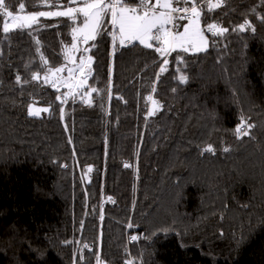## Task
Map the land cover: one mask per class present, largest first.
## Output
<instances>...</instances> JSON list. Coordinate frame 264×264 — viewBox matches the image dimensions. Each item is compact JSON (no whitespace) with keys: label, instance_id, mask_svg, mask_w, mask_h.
I'll return each mask as SVG.
<instances>
[{"label":"trees","instance_id":"16d2710c","mask_svg":"<svg viewBox=\"0 0 264 264\" xmlns=\"http://www.w3.org/2000/svg\"><path fill=\"white\" fill-rule=\"evenodd\" d=\"M21 2L26 11L48 10L36 8L38 0ZM258 3L229 0L213 15L224 26L235 25ZM258 11L264 13V7ZM249 18L257 35L245 34L247 65L242 42L233 34L226 53L221 44L219 50L189 56L190 80L180 85L172 79L173 53L153 94L165 107L147 124L143 97L150 94L159 68L153 59H160L154 51L137 43L117 44L113 53L110 37L99 38L86 55L95 60L89 83L103 89L104 98L93 93L94 104L88 107L79 96L61 105L55 89L37 82L23 90L15 84L18 73L30 79L24 69L29 60L34 61L32 70L40 68L27 32H14L10 45L0 44V264H72L77 245L64 246L66 240L92 245L93 252L84 250L88 264H95L96 251L107 264H123L129 258L125 245L133 257L143 251L144 264H264V25L254 15ZM41 20L59 25L33 32L50 66L59 67L65 62L63 49L71 43L69 22L64 17ZM2 24L0 18V35ZM219 56L223 60L217 64ZM110 64L114 88L109 102ZM66 91L60 88V93ZM33 99L44 107L54 101L52 114L28 117ZM241 108L256 124L254 140L238 141L231 134ZM206 144L214 146L215 155H200ZM224 147L231 150L225 153ZM125 162L132 167L125 168ZM89 165L90 182L82 183V170ZM129 217L138 227L126 228ZM162 228L174 231L151 242L128 241L129 235Z\"/></svg>","mask_w":264,"mask_h":264},{"label":"snow or ice","instance_id":"6c2138e0","mask_svg":"<svg viewBox=\"0 0 264 264\" xmlns=\"http://www.w3.org/2000/svg\"><path fill=\"white\" fill-rule=\"evenodd\" d=\"M228 3L229 0H66V3L62 0H38L34 6L36 8L45 7L48 10L26 11V3L21 2V0H16L15 3H10L9 0H0V18L3 20L0 44L8 41L10 45L11 35L14 32L18 31L21 35L27 32V35L31 36L35 42V52L39 56L40 68L39 70H32L34 61L29 60L24 64V69L25 72L31 73L30 79H26L18 73L15 76V84L23 90L26 85L37 82L41 86L55 89L59 93L55 96V101H59L61 105L66 104L69 98L75 102L79 96L80 102L88 107H92L94 104L93 93L100 97L101 101L104 98V90L89 83V78L93 77L95 60L92 55H86L98 46L99 38L110 37L113 53L117 44L120 47H129L137 43L144 49L154 51L160 59H153V64H158L159 68L155 72V80L151 83L150 94L143 97L146 102L145 123L147 124L150 117L156 116L165 107L160 100L154 98L153 94L157 92V84L160 82L161 76L169 70L168 65L171 62L169 57H172L173 53H175L176 67L172 79L180 85L187 84L190 80L186 71L189 67V56L207 54L210 49L219 50L221 44H223V50L226 53L228 45L231 43L228 41V37L233 34L242 42L244 51L241 52V56L247 65L246 50L248 44L245 34H250L252 37L257 35V27L249 17L254 15L259 23L264 25V13L258 11V8L264 7V0H259L257 5L252 6L247 13L242 14L244 18L241 23L224 26L222 19L215 18L213 14L226 7ZM231 11L234 12L235 9H231ZM222 15L227 16L228 13L224 12ZM59 17L67 18L69 22L67 26L70 28L71 43L65 45L63 49L66 63L59 67H53L50 66L49 60L41 51V41L33 35V32L38 33L47 27H58V24L51 26L44 24L41 18ZM182 21L186 22L180 23ZM81 44L84 45L83 48L79 46ZM75 53H80V55L76 56ZM2 55L3 53L0 51V56ZM222 60V56L217 57V64L221 63ZM147 66L145 65V67ZM224 71L227 72V69ZM64 72H67L66 76L61 75ZM41 73H43L42 77ZM112 74L113 67L110 64L107 81V99L109 102L113 98ZM61 87L66 88L67 91L60 93ZM171 91L176 93L178 89L174 87ZM232 95L234 97L237 95L235 89H232ZM116 98L123 99L119 96ZM37 103L39 101L35 99L28 103V117H40L42 113L52 114L54 101L49 102L48 106L43 108L35 107L34 105ZM236 103L239 101L237 100ZM100 106L103 108V103ZM59 118L61 121L65 119V109L62 106L59 108ZM212 118H216L215 114H212ZM255 127L256 124L251 122V117L246 116L241 108L238 123L231 130V134L238 141L243 137L254 140L255 137L251 134V130ZM67 130L65 124V131ZM68 143H72L70 136ZM230 150L229 147L223 148L225 153ZM205 153L215 155L216 150L212 144H206L200 148V155ZM137 156H139V152H137ZM52 163L57 162L53 160ZM60 167L67 168L68 165L61 164ZM124 167L129 168L132 165L125 162ZM92 172L93 167L91 165L83 169L81 182L83 183L85 179L90 182L89 174ZM85 196V206L87 207V193ZM108 200L115 203L110 196ZM100 207V220L103 221V204ZM133 207H135V202H133ZM243 207H247V205ZM83 227L84 221L81 220V230ZM134 227H138V225H134L132 218L129 217L126 228L132 229ZM172 231L174 229L162 228L153 231L150 235L146 233L132 234L128 236V241L129 243L140 240L151 242L160 233L167 236ZM176 235L180 236L181 234L177 232ZM61 243L64 246L77 245L73 249L72 264H88L89 258L84 255V250L93 252L92 245L83 243L81 246V242L78 240H66ZM181 247H184L182 242ZM124 252L129 258L125 259L123 264H144L143 251H141L139 258L133 257L125 245ZM93 256L95 264H107L99 251L94 252Z\"/></svg>","mask_w":264,"mask_h":264},{"label":"rangeland","instance_id":"374dc122","mask_svg":"<svg viewBox=\"0 0 264 264\" xmlns=\"http://www.w3.org/2000/svg\"><path fill=\"white\" fill-rule=\"evenodd\" d=\"M53 10H57V9H53ZM60 10H62V9H60ZM184 22H186V21H182V22H180V23H184ZM181 31H182V29H180ZM90 43V42H89ZM81 48H83L84 47V45L83 44H81V45H79ZM75 55H77V53H75ZM64 56V55H63ZM65 61V60H64ZM66 63V61L64 62V64ZM69 67L71 66V65H68ZM35 107H38V108H43L44 106H39V105H34Z\"/></svg>","mask_w":264,"mask_h":264},{"label":"crops","instance_id":"0c3cea01","mask_svg":"<svg viewBox=\"0 0 264 264\" xmlns=\"http://www.w3.org/2000/svg\"><path fill=\"white\" fill-rule=\"evenodd\" d=\"M53 10V9H52Z\"/></svg>","mask_w":264,"mask_h":264}]
</instances>
